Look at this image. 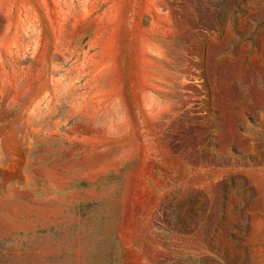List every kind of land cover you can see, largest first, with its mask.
<instances>
[{
    "label": "rangeland",
    "instance_id": "rangeland-1",
    "mask_svg": "<svg viewBox=\"0 0 264 264\" xmlns=\"http://www.w3.org/2000/svg\"><path fill=\"white\" fill-rule=\"evenodd\" d=\"M0 264H264V0H0Z\"/></svg>",
    "mask_w": 264,
    "mask_h": 264
}]
</instances>
